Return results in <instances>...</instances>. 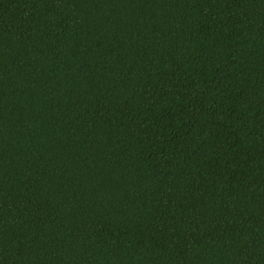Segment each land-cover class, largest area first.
Segmentation results:
<instances>
[{
  "label": "trees",
  "instance_id": "1",
  "mask_svg": "<svg viewBox=\"0 0 264 264\" xmlns=\"http://www.w3.org/2000/svg\"><path fill=\"white\" fill-rule=\"evenodd\" d=\"M0 264H264V0H0Z\"/></svg>",
  "mask_w": 264,
  "mask_h": 264
}]
</instances>
